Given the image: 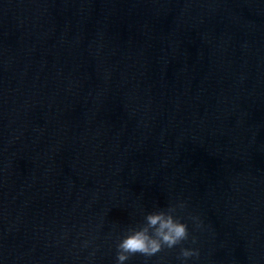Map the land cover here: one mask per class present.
Segmentation results:
<instances>
[{
    "label": "water",
    "instance_id": "1",
    "mask_svg": "<svg viewBox=\"0 0 264 264\" xmlns=\"http://www.w3.org/2000/svg\"><path fill=\"white\" fill-rule=\"evenodd\" d=\"M179 201L189 264H264V0H0V264H115Z\"/></svg>",
    "mask_w": 264,
    "mask_h": 264
},
{
    "label": "clouds",
    "instance_id": "2",
    "mask_svg": "<svg viewBox=\"0 0 264 264\" xmlns=\"http://www.w3.org/2000/svg\"><path fill=\"white\" fill-rule=\"evenodd\" d=\"M187 204L184 201L169 204L167 208L156 209L144 216L142 223L129 226L116 242L115 264H128L139 255L147 260L166 250L179 249L177 260L180 264L198 260L200 249L195 247L197 238L189 230V224L182 215ZM187 220L192 222L194 230L204 227L199 216L189 214ZM185 242L192 246L186 247ZM89 241H83L82 247H89ZM95 255V251L90 253Z\"/></svg>",
    "mask_w": 264,
    "mask_h": 264
}]
</instances>
